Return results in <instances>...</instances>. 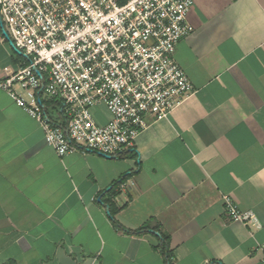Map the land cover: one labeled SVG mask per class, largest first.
Wrapping results in <instances>:
<instances>
[{
  "label": "crops",
  "instance_id": "crops-1",
  "mask_svg": "<svg viewBox=\"0 0 264 264\" xmlns=\"http://www.w3.org/2000/svg\"><path fill=\"white\" fill-rule=\"evenodd\" d=\"M187 21L174 59L194 92L119 156L57 155L0 88V264H167L149 229L171 264H264V0H193ZM24 61L0 31V78Z\"/></svg>",
  "mask_w": 264,
  "mask_h": 264
},
{
  "label": "built area",
  "instance_id": "built-area-1",
  "mask_svg": "<svg viewBox=\"0 0 264 264\" xmlns=\"http://www.w3.org/2000/svg\"><path fill=\"white\" fill-rule=\"evenodd\" d=\"M192 5L193 0H0V31L27 57L3 69L0 88L39 122L44 143L57 155L80 150L119 156L149 118L166 117L194 92L174 59L177 43L190 34ZM101 107L104 123L92 111ZM223 204L233 221L254 219L229 195Z\"/></svg>",
  "mask_w": 264,
  "mask_h": 264
},
{
  "label": "trees",
  "instance_id": "trees-1",
  "mask_svg": "<svg viewBox=\"0 0 264 264\" xmlns=\"http://www.w3.org/2000/svg\"><path fill=\"white\" fill-rule=\"evenodd\" d=\"M55 102V99H52V100H49L48 101V103H47V105H49V104H51V103H54ZM46 111H47V109H46ZM127 176H129V174H126L125 176H123L119 181H118V183H120V182H123L125 179H126V177ZM114 194V193H113ZM107 207H108V209H109V215H110V217L111 218H113L114 217V208H113V205H112V203L108 200V199H106V200H104V201H102ZM145 226H142L139 230H141V229H143ZM148 231H155V230H151V229H149ZM137 232V231H136ZM155 232H158V231H155ZM159 233V232H158ZM159 237H160V244H159V246H158V249L161 251V253L165 256V258L167 259V264H171L170 262H169V257H170V254H169V250H168V241H169V237H168V235H165V234H163V233H161V235L159 234L158 235Z\"/></svg>",
  "mask_w": 264,
  "mask_h": 264
},
{
  "label": "water",
  "instance_id": "water-1",
  "mask_svg": "<svg viewBox=\"0 0 264 264\" xmlns=\"http://www.w3.org/2000/svg\"><path fill=\"white\" fill-rule=\"evenodd\" d=\"M152 233H154L155 235H159V233L158 232H155V231H151Z\"/></svg>",
  "mask_w": 264,
  "mask_h": 264
}]
</instances>
